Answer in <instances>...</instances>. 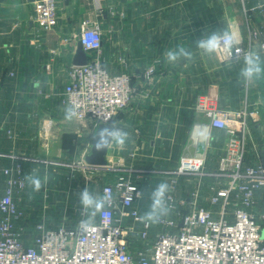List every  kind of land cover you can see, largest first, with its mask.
Instances as JSON below:
<instances>
[{
  "label": "crops",
  "instance_id": "0c3cea01",
  "mask_svg": "<svg viewBox=\"0 0 264 264\" xmlns=\"http://www.w3.org/2000/svg\"><path fill=\"white\" fill-rule=\"evenodd\" d=\"M57 1L58 27L39 41L34 0H0V198L7 184L5 169L21 163L42 183L48 177L39 191L27 181L17 196L23 198V207L32 213L34 208L58 204L68 215L74 214L81 207L80 192L85 187L100 196L102 183L119 170L142 188V204L148 210L150 193L159 183L173 188L169 171L179 166L183 156L203 158L206 169H218L225 141L196 109L199 94L217 98L220 107L249 112L248 156L262 162L264 73L245 81L239 75L243 56L229 63L219 54H202L196 46L198 39L211 32L231 30L238 34L241 46L259 53L264 61V14L252 9L257 0ZM88 18L99 20L104 29L101 58L105 67L131 75V102L115 119L129 139L122 149L109 147L108 165L94 172L95 181L82 174L66 180L67 169L44 167L33 157L62 158L67 150L78 151L82 138L88 140L83 153L91 151L96 128L91 120L73 119L74 125L66 130L60 95L80 44V24ZM180 46L190 50L193 58L168 62L166 53ZM150 67L154 73L147 77ZM198 127L209 128L212 139L198 138ZM191 182L185 183V189L184 183L178 187L175 195L191 198L199 186Z\"/></svg>",
  "mask_w": 264,
  "mask_h": 264
},
{
  "label": "built area",
  "instance_id": "2783aa9c",
  "mask_svg": "<svg viewBox=\"0 0 264 264\" xmlns=\"http://www.w3.org/2000/svg\"><path fill=\"white\" fill-rule=\"evenodd\" d=\"M33 4L35 34L40 41L58 27V1L34 0ZM252 9L264 14V0H257ZM77 38L88 54L87 63L71 65L61 101L64 110L70 102L79 105L73 119L91 120L97 128L128 107L132 78L127 72L105 67L101 58L104 29L99 20L84 19ZM239 47L240 56L248 52ZM153 73L150 67L146 76ZM195 107L209 118L219 139H224V152L218 169L211 172L203 158L180 159L175 173L185 179L199 175L201 181L191 198H174L173 188L168 193L170 212L176 215L169 212L158 224L146 227L139 220L147 211L142 188L113 167L118 171L102 183L100 194L109 196L111 206L96 214L88 232H81L82 206L68 215L58 204L46 205L44 210L34 208L32 213L21 205L17 196L31 173L19 163L4 171L8 178L0 198V264H264V164L248 156L249 112L220 107L218 99L208 94H199ZM90 152L67 163L66 180H76L81 174L94 180V172L107 167L89 165Z\"/></svg>",
  "mask_w": 264,
  "mask_h": 264
},
{
  "label": "clouds",
  "instance_id": "9594fccd",
  "mask_svg": "<svg viewBox=\"0 0 264 264\" xmlns=\"http://www.w3.org/2000/svg\"><path fill=\"white\" fill-rule=\"evenodd\" d=\"M241 39L238 34L231 30H217L211 32L208 36L202 37L196 41V46L204 55L222 54L226 62L231 63L233 57V50L237 59L240 56L242 49L239 47ZM168 62L175 63L180 59L191 60L193 53L180 46L177 49L169 50L166 53ZM244 66L240 70V77L245 81H252L258 79L264 73V61H262L259 53L248 51L243 53ZM79 105L69 103L64 110V119L67 121L73 120L78 116ZM110 119V118H108ZM102 127L95 135V149L102 151L109 147L115 146L123 148L126 141L129 139V133L118 126V122L112 121ZM195 135L201 140L207 142L212 139L211 130L207 127H198ZM29 185L34 191H39L41 187L47 183L48 177L45 175L43 183L41 179L34 175L26 177ZM135 191V189H133ZM171 187L167 182L159 183L150 193V206L148 210L139 217V220L145 224L146 227L158 224L164 216L170 212V207L167 202L168 193ZM138 195H141L138 193ZM131 200V198H129ZM80 204L82 206V215L84 218L79 222V230L81 232H88L94 224L95 216L102 211L106 206H111L109 196L94 195L88 187H85L80 192ZM41 227H43L41 225Z\"/></svg>",
  "mask_w": 264,
  "mask_h": 264
},
{
  "label": "rangeland",
  "instance_id": "374dc122",
  "mask_svg": "<svg viewBox=\"0 0 264 264\" xmlns=\"http://www.w3.org/2000/svg\"><path fill=\"white\" fill-rule=\"evenodd\" d=\"M59 12V11H58ZM74 120H76V119H74ZM79 121V120H78ZM65 122H66V130H70L71 129V127L70 126H72V125H74V124H72V122H74L73 120H71V121H67V120H65ZM52 128V127H51ZM85 138H87V137H85ZM51 139H53L52 138V136H51ZM88 143V140L86 139H84V138H82V140H81V144L80 145H78V148H80L78 151H70V150H67L66 151V155L64 156L63 155V157L62 158H65V161H60L61 160V158H60V156L61 155H50V156H46V155H44V157L43 156H37V157H33V158H35V159H37L38 161V163H40L42 166H50V165H57L58 166V164H56V162L57 161H59V162H64L65 164L64 165H62V164H59V166L58 167H60V168H67V167H69L68 165H67V163H70V162H72V161H75V160H77L80 156H81V154H83V150H85V149H87V144ZM54 156V157H53ZM56 156V157H55ZM58 157V158H57ZM176 169L177 168H173V196H174V198H184V197H177L176 195H175V191H176V189L178 188V187H181V185L184 183V185H183V187H184V189H185V183L186 182H188V180H192V184H194L195 186H196V184H198L199 183V181H201V177L198 175V177L196 176V175H194V176H192L191 178H187L188 180H186L185 179V181H183L184 180V176L183 175H178L177 173H175V171H176ZM211 171H213V170H209V172H211ZM216 171V170H215ZM206 178H208V177H206ZM211 178V179H210ZM210 178H208V179H210V182H215L213 179H215V178H213V177H210ZM169 181H171L170 179H169ZM170 185V187L172 186L171 184H169ZM210 186V185H209ZM211 186H212V184H211ZM213 186H215V184L213 185ZM198 187V186H197ZM197 187H195V189H197ZM172 188V187H171ZM207 192V191H206ZM208 194H211V190H208ZM205 195H206V193H205ZM190 198V197H189ZM18 200H21V199H23V198H17Z\"/></svg>",
  "mask_w": 264,
  "mask_h": 264
},
{
  "label": "water",
  "instance_id": "95a60500",
  "mask_svg": "<svg viewBox=\"0 0 264 264\" xmlns=\"http://www.w3.org/2000/svg\"><path fill=\"white\" fill-rule=\"evenodd\" d=\"M87 63V54L85 50L83 49L82 45L79 44L78 50L76 52L75 58H74V65H84ZM116 117H114L110 122L107 124H110L112 121H115ZM104 126H107L104 123H101L98 125L96 128L93 137H92V146H91V152L89 155L86 157V162L91 165V166H96V167H105L108 165V160H107V154L109 151V148L104 149L102 151H96L95 149V135L96 133ZM262 163L264 164V152L262 154Z\"/></svg>",
  "mask_w": 264,
  "mask_h": 264
}]
</instances>
